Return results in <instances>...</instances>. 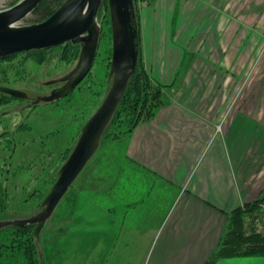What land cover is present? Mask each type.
I'll return each instance as SVG.
<instances>
[{"label":"rangeland","instance_id":"rangeland-1","mask_svg":"<svg viewBox=\"0 0 264 264\" xmlns=\"http://www.w3.org/2000/svg\"><path fill=\"white\" fill-rule=\"evenodd\" d=\"M17 1L0 0V11ZM134 5L139 26L138 63L155 84L164 86L163 103L170 98L171 86L156 81L145 68V58L151 54L141 50L140 25L150 16L157 22L154 37L163 59L171 60L174 46L186 48L174 82L183 93L190 84L194 87L193 105L212 112L217 135L234 125L238 116L255 121L264 133V0H134ZM97 19L101 35L93 65L63 98L34 104L63 84L52 80L76 65L80 44L67 41L0 58V85L28 95L20 99L0 92V220L27 217L40 207L83 125L109 89L112 36L107 0ZM41 21L30 13L20 25ZM71 45L78 48L75 57ZM125 132L124 125L111 126L58 204L37 246L42 264H144L152 232L139 230L137 213L99 194L107 189L105 181L110 178L103 176V170L118 159ZM262 196L264 193L258 198ZM257 207L244 214V231L261 229L264 234V200ZM16 227L0 229V264H27L23 250L7 246L17 238L11 229Z\"/></svg>","mask_w":264,"mask_h":264},{"label":"crops","instance_id":"crops-1","mask_svg":"<svg viewBox=\"0 0 264 264\" xmlns=\"http://www.w3.org/2000/svg\"><path fill=\"white\" fill-rule=\"evenodd\" d=\"M155 25L151 16L141 22V50L151 54L145 68L171 86L170 98L127 133L110 172L103 170L110 178L99 194L137 213L139 230L152 232L144 264H205L227 214L264 193V133L255 121L238 116L217 135L212 112L193 105L194 87L183 93L174 82L186 48L174 46L171 60L163 59ZM214 264H264V255L220 258Z\"/></svg>","mask_w":264,"mask_h":264},{"label":"water","instance_id":"water-1","mask_svg":"<svg viewBox=\"0 0 264 264\" xmlns=\"http://www.w3.org/2000/svg\"><path fill=\"white\" fill-rule=\"evenodd\" d=\"M40 1L18 0L11 7L0 11V58L13 52L58 46L67 41L80 44L76 65L65 75L52 80L53 83L63 84L36 100L51 102L67 96L90 71L101 35V23L97 15L103 0H64L45 20L20 25ZM107 2L112 36L109 89L83 125L73 149L60 167L40 207L27 217L0 220V229L7 226H34L36 246L40 245L41 233L58 204L97 152L137 64L139 31L135 24L134 0ZM0 92L14 98L27 97L26 92L5 85H0Z\"/></svg>","mask_w":264,"mask_h":264},{"label":"trees","instance_id":"trees-1","mask_svg":"<svg viewBox=\"0 0 264 264\" xmlns=\"http://www.w3.org/2000/svg\"><path fill=\"white\" fill-rule=\"evenodd\" d=\"M63 1L64 0H41L32 13L36 15L38 20H44L50 16ZM105 1L106 0H103L102 5ZM135 24L139 31L137 20ZM75 46L76 45L69 46L73 49L72 57H75L78 53V48H75ZM39 52L41 51H37L36 53ZM163 89V85L155 84L152 81L142 64L141 66L139 65L137 59L134 73L128 82L123 98L105 134L109 133L111 126L115 123L124 125L126 134L140 121L152 117L156 108L163 104ZM116 136L118 137L117 134ZM107 168L108 166H105L106 170ZM262 200H264V196L254 201L245 202L244 206H237L227 214L228 222L226 231L221 235L216 249L205 264H214L220 258L244 255H264V234L261 233V229H256L247 233L244 231V223L242 220L244 214L249 211L251 212L254 208H258L257 206ZM259 216L260 214L255 217L258 218ZM32 227V225H27L11 228L13 234L17 238L12 239L10 241L11 243H8L7 246L8 248L23 250L27 259V264H42L38 257Z\"/></svg>","mask_w":264,"mask_h":264},{"label":"flooded vegetation","instance_id":"flooded-vegetation-1","mask_svg":"<svg viewBox=\"0 0 264 264\" xmlns=\"http://www.w3.org/2000/svg\"><path fill=\"white\" fill-rule=\"evenodd\" d=\"M57 87H58V86H57ZM55 88H56V87H55ZM27 97H28V95H27ZM27 97L24 98V99H27ZM35 103H38V101L34 100V104H35Z\"/></svg>","mask_w":264,"mask_h":264}]
</instances>
